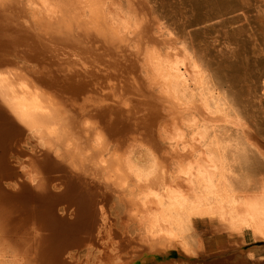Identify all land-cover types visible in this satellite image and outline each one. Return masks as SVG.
<instances>
[{
	"label": "bare ground",
	"instance_id": "1",
	"mask_svg": "<svg viewBox=\"0 0 264 264\" xmlns=\"http://www.w3.org/2000/svg\"><path fill=\"white\" fill-rule=\"evenodd\" d=\"M162 2L0 0L5 264L192 263L208 251L201 227L245 260L264 242V186L236 172L264 178V39L248 11L264 35V0L208 1L205 25H225L212 38ZM62 29L108 35L61 43ZM246 35L263 65L233 72L225 55ZM37 108L45 128L22 117Z\"/></svg>",
	"mask_w": 264,
	"mask_h": 264
},
{
	"label": "rangeland",
	"instance_id": "2",
	"mask_svg": "<svg viewBox=\"0 0 264 264\" xmlns=\"http://www.w3.org/2000/svg\"><path fill=\"white\" fill-rule=\"evenodd\" d=\"M208 1H211V0H202V1L201 0H163L162 4L165 3L166 6L164 5V8L166 7L165 9H166V11H168V16L174 17L173 13L175 12L176 16L174 18L176 20L178 18L179 19L183 18L182 20H187V21H190L192 23L199 21V26H195L196 28H194V30L200 29V30H198V34H202L204 36L209 35V37H211V36L215 35V33H211V32H213V31L215 32V31L221 30V29L223 31V26H225V25L222 24V22L219 20H212L211 21L212 23L209 22V23H207V25H205L204 21L207 20V18L211 20L213 17L218 15L216 10H214V9H212L213 11L211 10V8L209 6L211 3H209ZM167 6L169 8H167ZM208 7L210 10L208 9ZM176 10H178V11H176ZM248 11H249L250 23H252V25L254 27L253 30L255 29L254 32L256 33L258 40L264 39L263 31H261L262 27H261V24L259 23V21L257 19L256 14H255L254 6L251 5V7L248 8ZM209 15H211L212 18ZM204 16L205 17L207 16V18H205ZM201 18H203L204 23L202 22ZM228 19L230 20V17ZM229 20H228V22H229ZM201 24H202V26H201ZM259 29L261 32L259 31ZM204 31H206V32L203 33ZM208 32H209V34H207ZM231 40H234V39L229 38L230 42H231ZM250 40H251V35H249V36L246 35V36L235 38V43H238V45L236 46L237 48L233 46L234 48L231 47L230 50L226 53V55H225L226 63L228 64V66L231 68V70L233 72H237L242 68H245L246 70L247 69L248 70H254V69H258L259 67H261L263 65V57L260 55H256V54L254 55V52H252L253 50H251V49L254 46H252ZM243 49H244V51H243ZM199 232H200V235H202V237H203L205 246H207V248H208L207 254L205 256H203V255L197 256L194 258L192 263H186L180 259L179 255L175 251H173L170 255H168L167 260H164V262H167V261L171 262L172 261L173 263L175 262L174 264H243L244 262H246L244 264H264V242H258V243L252 244V245H248V244L245 245L244 249L250 250L252 252V257L248 258V260H245V258H244L245 254H243L242 251L232 252V251L226 250V251H222L223 253L221 251H219V253H217L216 250H212V249H215L216 246H215V240H214V238H212V236H211L212 233L210 232V230L208 228L201 227V228H199ZM245 250H243V251L245 252ZM238 253H239V255H238ZM147 264H155V263H153L152 260L150 259L149 262H147Z\"/></svg>",
	"mask_w": 264,
	"mask_h": 264
},
{
	"label": "snow or ice",
	"instance_id": "3",
	"mask_svg": "<svg viewBox=\"0 0 264 264\" xmlns=\"http://www.w3.org/2000/svg\"><path fill=\"white\" fill-rule=\"evenodd\" d=\"M99 25L101 29H104L106 27V21L105 20L99 21ZM107 35H108L107 31L101 32L96 29H92L89 31L80 29L77 32L65 31L62 29L58 35V39L61 41V43H63L65 38H67L69 41L91 40L94 43L96 42L103 43ZM0 43H3V38H0ZM68 47H75V45L72 43H69ZM128 55H135V53H128ZM4 67L5 65L3 63H0V68H4ZM77 75H80V73H77ZM3 79L4 77L0 75V80H3ZM10 92H11V89H0V99H2L5 94L10 93ZM22 117L23 119L33 123L38 128L47 127L51 120V116L42 108H37L33 111H23ZM92 127H93L94 134L100 133V135L97 138L98 139L103 138L102 136L103 131H104L103 127L101 125H93ZM53 135H54V132H53ZM260 171L264 172V168H261ZM236 172L241 179H246L251 182L249 191H253V190L259 189L260 187L264 186V178H261L260 176H258L257 171L252 166L247 165V164L242 165L241 168L236 169ZM8 207L11 208L10 206ZM8 251L11 252V249L9 248Z\"/></svg>",
	"mask_w": 264,
	"mask_h": 264
},
{
	"label": "clouds",
	"instance_id": "4",
	"mask_svg": "<svg viewBox=\"0 0 264 264\" xmlns=\"http://www.w3.org/2000/svg\"><path fill=\"white\" fill-rule=\"evenodd\" d=\"M20 247H17L19 249ZM4 251V245L0 244V253H3ZM0 264H5V261L2 259V255H0Z\"/></svg>",
	"mask_w": 264,
	"mask_h": 264
}]
</instances>
